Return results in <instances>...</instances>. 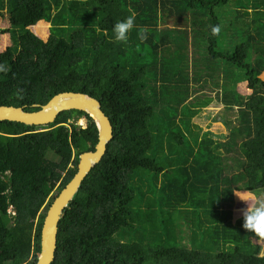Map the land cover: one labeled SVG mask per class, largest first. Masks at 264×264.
Instances as JSON below:
<instances>
[{
  "label": "trees",
  "instance_id": "obj_1",
  "mask_svg": "<svg viewBox=\"0 0 264 264\" xmlns=\"http://www.w3.org/2000/svg\"><path fill=\"white\" fill-rule=\"evenodd\" d=\"M7 4L9 28L0 35L10 34L12 44L0 52L7 69L0 106L37 112L58 94L82 93L101 103L113 127L104 157L59 222L52 264H264L252 239L264 237L233 212L236 194L264 193V0H87L88 10L105 16L102 33L67 29V37L46 41L33 29L47 20L50 1ZM129 15L134 27L124 48L108 36ZM87 55L90 68L76 70ZM143 80L155 83L153 92L138 88ZM220 82L223 108L211 122L225 133L207 130L193 148L186 136L169 134L181 110L195 117L196 102L211 105L199 93ZM240 85L251 93L241 96ZM82 118L87 128L77 124ZM97 144L95 124L80 111L41 127L0 122V264H36L49 207L76 175L80 155ZM188 145L191 152L180 149ZM158 146L175 156L169 173Z\"/></svg>",
  "mask_w": 264,
  "mask_h": 264
},
{
  "label": "rangeland",
  "instance_id": "obj_2",
  "mask_svg": "<svg viewBox=\"0 0 264 264\" xmlns=\"http://www.w3.org/2000/svg\"><path fill=\"white\" fill-rule=\"evenodd\" d=\"M52 3V11L48 14V18L46 21H43L39 23L37 26V29H33V31L39 35L44 41H46L51 35L54 34H59L62 37H67V29H86L88 31V35H93L95 33H102L99 30V25L98 23L105 17L103 14L95 13L93 11L88 10L84 6V2L87 0H48ZM247 1V0H243ZM9 3V2H8ZM7 0H4V4L0 6V29H8L9 28V23L6 21L7 19ZM226 11V9H221L219 11V15L221 16L222 13ZM4 14V17L1 15ZM41 26V27H40ZM169 26H172L169 25ZM40 28V29H39ZM237 28H239V25H237ZM225 33V32H224ZM106 35V34H104ZM232 35V31L228 30L227 31V36ZM235 36L237 34L234 33ZM108 38H111L113 42L116 40L112 38L111 36H108ZM12 44L11 39H10V34H2L0 35V52L5 51L6 48L10 47ZM120 46L126 48L127 46L125 45L126 43H121ZM190 49V55L192 58H194V51L191 46H189ZM255 50V48H254ZM172 54L171 49H166L162 53V57H167L169 58ZM258 53H255L254 51L252 52L251 58L254 60L256 58ZM161 56V53H160ZM91 66V58L89 55L87 56H82V62L79 64L75 69L78 71H82L83 69L87 70ZM85 67V68H84ZM262 78H264V73ZM153 86H155V83L151 80H143L142 82L139 83L138 88H147L151 89V92L154 91ZM223 86V83L220 82L219 86L216 87L213 91H209L208 89H204L202 94L199 93V96H207L208 98H212L213 101L211 102V105L208 107H203L202 104L200 103H195L194 109L200 110L199 114L197 116H186L185 113L181 110L180 111V116L177 120H174L171 122L170 126V131L169 134H173L174 131L179 132L180 134L184 135L188 139V144L193 148L196 140H200L201 134H203L207 130H211L214 133L220 134V133H225L224 128L221 124L219 123H212L211 119L216 116L217 113H219L222 110V105L217 106V99L218 97L217 94L220 95L222 92L221 87ZM238 93L241 96L246 97L251 93L246 85H240L237 88ZM205 98H203L204 100ZM191 101L190 103H192ZM215 104V105H214ZM202 105V107H201ZM220 105V104H219ZM209 117V118H208ZM86 118H82L79 120L77 123L79 126L83 128H87L88 125V120L87 122L85 121ZM234 119V117H233ZM154 125V124H152ZM156 126V125H155ZM155 129V127H154ZM153 129V133L155 136L160 135L161 130L157 128L156 130ZM159 140V138H158ZM157 140V144H159V141ZM198 140V142H199ZM189 145L187 147H179L180 149H185L189 150L190 147ZM197 145V144H196ZM157 157L159 158H166L168 159V168L164 171L169 173L171 169L174 168V159L175 156L170 154V149L168 146H163L160 147L158 146L155 151H157ZM191 152V149H190ZM187 154V157H184L182 160V165L187 166L192 163V158L193 154L191 153ZM50 159H55L51 154L49 155ZM173 163V164H172ZM170 177L173 179V175H170ZM165 183V179L161 178V184ZM235 203H234V208L233 212H236L238 215V218H241L242 211L246 209L247 207L252 208L256 206L258 202H264V193L262 191H258L256 193H238L235 195ZM243 205V206H242ZM244 205H246L244 207ZM218 210L224 209L223 205H220ZM254 243L257 245H260V250H259V255L264 256V239H254L252 238Z\"/></svg>",
  "mask_w": 264,
  "mask_h": 264
},
{
  "label": "water",
  "instance_id": "obj_3",
  "mask_svg": "<svg viewBox=\"0 0 264 264\" xmlns=\"http://www.w3.org/2000/svg\"><path fill=\"white\" fill-rule=\"evenodd\" d=\"M37 112H27L26 107L0 106V122L9 121L30 127H41L54 123L63 112L80 111L86 114L98 130V144L92 152L80 155L78 170L73 179L59 193L49 207L41 229L40 253L36 264H52L57 249L58 226L82 183L92 169L101 162L107 146L113 139V127L95 98L67 92L54 96L46 105H35ZM87 122V119H85Z\"/></svg>",
  "mask_w": 264,
  "mask_h": 264
},
{
  "label": "clouds",
  "instance_id": "obj_4",
  "mask_svg": "<svg viewBox=\"0 0 264 264\" xmlns=\"http://www.w3.org/2000/svg\"><path fill=\"white\" fill-rule=\"evenodd\" d=\"M134 19V15H129L124 20L117 21L113 25L112 32L116 41L127 43L128 33L134 27ZM210 30L211 34L216 36L220 33L221 27L219 24L212 25ZM137 37L141 42L147 39V35L143 30H138ZM0 71H7V69L0 66ZM242 215L244 221L243 227L257 236L264 237V202H258L252 208L247 207L242 211Z\"/></svg>",
  "mask_w": 264,
  "mask_h": 264
}]
</instances>
